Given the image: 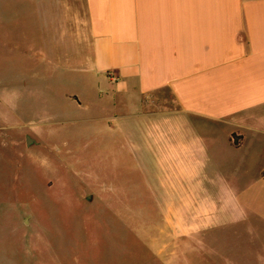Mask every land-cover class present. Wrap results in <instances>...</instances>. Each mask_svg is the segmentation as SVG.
Wrapping results in <instances>:
<instances>
[{
	"label": "rangeland",
	"instance_id": "1",
	"mask_svg": "<svg viewBox=\"0 0 264 264\" xmlns=\"http://www.w3.org/2000/svg\"><path fill=\"white\" fill-rule=\"evenodd\" d=\"M34 3L0 0V264H158V248L183 245L163 233L165 205L185 220L205 203L210 220H237L259 159L242 170L219 152L207 192L194 177L178 185L141 141L140 106L132 118L124 97L108 106L107 86L83 71L76 11L54 2L50 37ZM235 231L213 224L192 241L201 253L173 264H221L211 252H236Z\"/></svg>",
	"mask_w": 264,
	"mask_h": 264
},
{
	"label": "crops",
	"instance_id": "2",
	"mask_svg": "<svg viewBox=\"0 0 264 264\" xmlns=\"http://www.w3.org/2000/svg\"><path fill=\"white\" fill-rule=\"evenodd\" d=\"M32 1L44 2L50 37L54 2L76 11L90 50L83 71L107 86L108 106L116 109L115 96L124 97L131 118L140 106L141 141L178 185L194 177L195 191L207 192L219 152L236 155L242 170L251 155L260 161L253 184L239 187L245 196L237 220H210L207 203L185 220L165 205L163 233L183 245L158 248L157 263L201 253L196 234L219 222L236 226L238 249L211 255L221 264H264V0Z\"/></svg>",
	"mask_w": 264,
	"mask_h": 264
},
{
	"label": "water",
	"instance_id": "3",
	"mask_svg": "<svg viewBox=\"0 0 264 264\" xmlns=\"http://www.w3.org/2000/svg\"><path fill=\"white\" fill-rule=\"evenodd\" d=\"M73 98H74L75 100H77V97H76V96H73ZM26 142H27V144H29V143L31 142V140H30L29 138H27Z\"/></svg>",
	"mask_w": 264,
	"mask_h": 264
}]
</instances>
